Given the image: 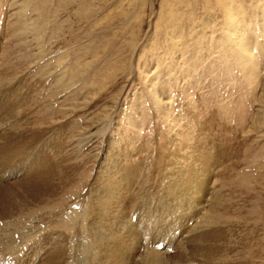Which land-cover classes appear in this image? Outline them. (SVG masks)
Here are the masks:
<instances>
[{
	"label": "rangeland",
	"instance_id": "1",
	"mask_svg": "<svg viewBox=\"0 0 264 264\" xmlns=\"http://www.w3.org/2000/svg\"><path fill=\"white\" fill-rule=\"evenodd\" d=\"M0 74V135L35 123L52 149L65 140L63 178L73 169L54 200L0 209V243L14 242L0 264H264V0H0ZM19 82L35 101L4 116ZM19 166L0 168V193H21ZM94 179L112 209L91 245L73 211ZM62 205L72 215L51 217ZM28 214L39 227L14 221Z\"/></svg>",
	"mask_w": 264,
	"mask_h": 264
},
{
	"label": "bare ground",
	"instance_id": "2",
	"mask_svg": "<svg viewBox=\"0 0 264 264\" xmlns=\"http://www.w3.org/2000/svg\"><path fill=\"white\" fill-rule=\"evenodd\" d=\"M1 75V74H0ZM20 81V80H19ZM12 83V82H11ZM25 83H27V80H25ZM3 84L2 79L0 80V85ZM31 84V83H30ZM32 85V84H31ZM2 86V85H1ZM24 85L21 82H19V84H17L16 88L14 87H9V88H5L7 91L5 92V97L7 95L8 92V97L5 98V104L2 107V111L4 110V116H10L12 114H9L10 112L14 111V110H20V107L23 105L24 107L32 104L35 99L32 96L33 90L35 85L33 84L32 86L28 85ZM3 87V86H2ZM19 88H25V92L23 94V97H21L22 99L20 100V93H18ZM28 88V89H27ZM10 93L11 96H10ZM13 95V96H12ZM22 96V95H21ZM4 97V96H3ZM17 99L19 101H17ZM23 100V101H22ZM3 101V100H2ZM25 104V105H24ZM29 111H32V109H28ZM18 116L20 115V111H18ZM16 117V120H17ZM14 118V117H13ZM13 118H10L11 120ZM9 119V120H10ZM30 119H33L32 117H30ZM25 127L22 130L21 128L18 127V125L16 124V126H12L10 127L11 130H13L14 132L9 131L8 135H0V139L2 140V143H0V168L2 170L4 169H11L13 170V173L16 174L17 173V169L14 168V164L17 161V159H20V166L19 168H23L26 167L27 168V173L26 176L22 179L19 180L16 184V186H19L21 193L18 194L17 192L14 191H4L6 192L5 194L0 193V209L3 211V214H8L10 213V210H12L11 212L17 211V212H22L25 208V204L26 202H35V203H39V201L44 202L47 200H54L56 198V195L62 192V190L66 187L64 184V181L68 180L69 176L71 175L69 172L72 173L71 167H67L65 171L66 172V176L63 178L62 176V165L65 163V159H63L60 154L63 151L64 148V144L66 143L64 140V143H59L57 144L56 147H54V149H52L50 147L51 142L50 141H46V142H42L41 139L43 138V135H45L46 130H40L37 128L36 129V125L35 123L33 125H30L29 123L26 122L25 120ZM38 126V125H37ZM54 127V126H53ZM59 127V126H58ZM62 127V126H61ZM60 128V127H59ZM64 128V127H63ZM40 130V131H38ZM58 130V129H57ZM7 133V131H5ZM5 133V134H6ZM51 133V132H50ZM17 134V135H16ZM49 134V133H48ZM53 134V133H52ZM47 136V135H46ZM67 137V136H66ZM54 138V137H53ZM44 139V138H43ZM55 143V142H54ZM50 148L52 149V152L50 150ZM48 150H50L51 153H48ZM118 151V150H117ZM162 152V151H161ZM204 152V151H203ZM202 152V153H203ZM48 153V154H47ZM49 154H51L49 156ZM172 155V154H171ZM201 155V154H200ZM115 157V156H114ZM113 157V158H114ZM161 157V156H160ZM206 157V156H205ZM184 158V157H183ZM109 159V158H108ZM180 159V158H179ZM123 160V159H122ZM186 160V159H185ZM30 162L28 165L27 162ZM86 161V160H85ZM108 161V160H107ZM114 161V160H113ZM125 161V160H124ZM190 162V161H189ZM157 164V163H156ZM105 167V166H104ZM123 167V166H122ZM142 167V166H141ZM174 167V166H173ZM18 168V169H19ZM102 168V167H101ZM61 172H60V170ZM100 169V168H99ZM108 169L111 170L112 173H115V171H117V164L114 163L109 164ZM134 168H123V171H133ZM205 169V168H204ZM145 170V168H144ZM98 171V170H97ZM4 172V171H3ZM70 174V175H69ZM126 175V174H125ZM74 176V175H73ZM140 177L145 181V178H147L146 176L143 177V174L140 175ZM157 179H162L163 174L160 175L157 174L156 175ZM155 177V178H156ZM118 178V177H117ZM165 177H163L164 179ZM193 178V176H190L188 178H184L185 181L179 183V184H175L172 186H168V188L165 190H170L169 194H171L172 198L175 199V197H177L178 194H180L184 189H188V186L191 187L192 182H189V179ZM101 179V178H99ZM182 181V179H176V181ZM69 181V180H68ZM88 182V181H87ZM100 182V181H99ZM97 179H94L92 183H90L89 185L87 184V190H86V195H81V196H75L74 199H76V206L78 207V211H73L76 212L75 214L77 215V219L79 222V226L84 228L86 227L87 230L89 231V234H93L94 239L90 238L88 239L90 244L92 242L91 245L94 244V240H96V243L101 242V240L103 239V236L101 235V230L102 229V223L100 222V220H98V217H102L105 215V213H110L111 209H112V200L110 198H112V194L110 192H112L109 188L102 191L101 190V186L99 184ZM105 182V181H104ZM175 183V182H174ZM63 185V186H62ZM1 186V185H0ZM61 186L63 188H61ZM118 186V185H117ZM165 186V185H164ZM113 187V186H112ZM83 189V188H82ZM130 189V188H129ZM126 190V189H125ZM184 190V191H185ZM158 193L162 194L163 193V189L161 186L158 187ZM164 194V193H163ZM167 195V194H166ZM87 196V197H86ZM63 197V196H62ZM86 197V198H85ZM13 198H19L20 201H18L17 203L12 202ZM60 200V198H58ZM119 199V198H118ZM15 201V200H14ZM166 201V200H165ZM59 202V201H57ZM158 204L161 205L164 202V196L158 197ZM14 203V204H13ZM148 203V202H147ZM189 203V202H188ZM54 204V203H53ZM60 204V203H59ZM146 204V202H145ZM164 204V203H163ZM33 207L29 208L30 211H40V209H42L41 207H38L39 205L36 204H32ZM122 206V205H121ZM161 207H164L163 205H161ZM39 210H38V209ZM49 208V207H48ZM75 208V207H74ZM135 208V207H134ZM171 208V207H170ZM53 209V208H52ZM59 209V208H58ZM136 209V208H135ZM178 209V208H177ZM54 210V209H53ZM126 210V209H125ZM130 210V209H129ZM175 210V209H174ZM59 214L53 215L50 214L51 217H55L57 218L60 215V219L62 218H67L68 216H70V214L72 213L71 209L65 208L63 207V205L61 206V209L59 210ZM28 212V211H27ZM48 212V211H47ZM31 213V212H29ZM42 213V212H41ZM37 214V213H36ZM46 215H49L48 213H45ZM1 215V214H0ZM18 215V214H17ZM72 215V214H71ZM134 215V214H133ZM207 216L204 218V225H206L207 228L212 227V223L215 220V215L211 214L209 215L206 214ZM5 216V215H4ZM27 218L26 219H22V218H18L15 219L14 221H18L19 224L22 221H25L24 223V227L26 228L28 226V223L30 222L29 219L31 217H29L30 215H26ZM35 216V215H34ZM45 216V215H44ZM50 217V218H51ZM170 217V216H169ZM17 218V217H16ZM49 218V219H50ZM54 218V219H55ZM75 218V217H74ZM88 219V220H86ZM128 219V218H127ZM28 220V221H27ZM44 222H47L46 220H48V218L44 219ZM56 220V219H55ZM127 221V220H126ZM148 221V220H147ZM3 222V221H0ZM54 222V221H52ZM109 222V221H108ZM9 223H12V221L10 222H3V226L2 227H7L9 225ZM23 223V222H22ZM114 224V223H113ZM12 226V224H10ZM9 225V226H10ZM46 225V224H45ZM50 225V224H49ZM76 225V223H75ZM102 225V226H100ZM108 225V224H107ZM30 227H39L40 225H35L33 222H30L29 224ZM47 226V225H46ZM75 227L74 230H76L75 234L77 233V235L79 237H81V239L83 240L85 238V234H83V230L80 227ZM104 228V227H103ZM144 228V227H143ZM18 229V228H17ZM38 229V228H37ZM40 229V228H39ZM211 229V228H210ZM22 230V229H21ZM41 230V229H40ZM17 231V230H16ZM44 231V230H43ZM104 231V230H103ZM35 232V231H34ZM52 232V231H51ZM48 233V232H47ZM46 233V234H47ZM55 233V231H54ZM71 233V232H70ZM74 233V232H73ZM88 233V232H87ZM21 234V233H20ZM24 237H21V240H32L33 239V232L29 231L28 233H24ZM45 234V232H44ZM46 237H43V239H45L46 241L48 240V238H50L51 234L46 235ZM57 235L60 233H56ZM41 235V233H40ZM54 235V234H53ZM63 235V234H60ZM59 235V236H60ZM76 235V236H77ZM112 235V234H111ZM132 235V234H131ZM22 236V235H21ZM58 236V237H59ZM64 236V235H63ZM89 238V235H86ZM91 236V235H90ZM62 237V236H60ZM109 237V236H108ZM220 235L217 234V232H213L211 230H209L208 233H206L203 236V239H207V240H211V239H217L219 238ZM10 238V237H9ZM12 238V237H11ZM30 238V239H29ZM35 238V237H34ZM57 238V237H56ZM76 238V237H75ZM26 239V240H25ZM53 239V237H52ZM62 239V238H61ZM77 239V238H76ZM221 239V238H220ZM44 240V241H45ZM64 240V239H63ZM79 240V239H78ZM85 240V239H84ZM37 241V240H36ZM39 242V241H37ZM50 242V241H49ZM57 242V241H55ZM79 242V241H78ZM4 243V242H3ZM0 243V251L3 250H11V246L9 243L8 244H3ZM52 243V242H51ZM61 243V242H60ZM59 243V244H60ZM64 243V242H63ZM103 243V242H102ZM41 244V243H39ZM56 244V243H55ZM65 244V243H64ZM63 244V245H64ZM105 245V244H104ZM86 246V245H85ZM89 246L90 250H93V246ZM114 246V245H113ZM16 247V246H15ZM61 247V246H60ZM115 248V247H114ZM38 249V248H37ZM36 249V250H37ZM55 249V248H54ZM109 249V248H108ZM14 250V249H12ZM120 250V249H119ZM16 251V250H15ZM14 251V252H15ZM46 251V250H45ZM109 251V250H108ZM157 251V250H156ZM3 252V251H2ZM11 252V251H10ZM13 252V251H12ZM59 252V251H58ZM116 252V251H115ZM150 252V251H149ZM157 253V252H156ZM155 253V254H156ZM53 253L50 254H45L44 256V261L47 262H52L51 264H55L56 261L54 260L55 258H53ZM61 254H56L55 256H58ZM63 255V254H62ZM101 255V253H100ZM104 256V255H103ZM118 255H116L117 257ZM157 256V255H156ZM153 260L152 264H158V259ZM108 257V256H107ZM102 257H100L99 260H101ZM104 258V257H103ZM109 258V257H108ZM111 258V257H110ZM58 259V258H57ZM107 259V258H106ZM113 260V256L111 258ZM109 259L108 262L111 260ZM161 259V258H160ZM103 261V259H102ZM114 261V260H113ZM105 262V260H104ZM107 262V261H106ZM107 262V263H108ZM116 263V262H115ZM149 263V262H148Z\"/></svg>",
	"mask_w": 264,
	"mask_h": 264
}]
</instances>
